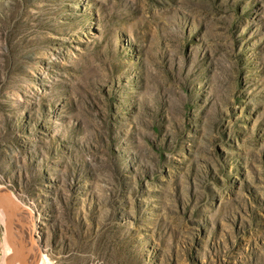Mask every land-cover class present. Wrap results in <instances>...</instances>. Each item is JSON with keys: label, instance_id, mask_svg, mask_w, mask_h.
Masks as SVG:
<instances>
[{"label": "rangeland", "instance_id": "obj_1", "mask_svg": "<svg viewBox=\"0 0 264 264\" xmlns=\"http://www.w3.org/2000/svg\"><path fill=\"white\" fill-rule=\"evenodd\" d=\"M0 186L51 264H264V0H0Z\"/></svg>", "mask_w": 264, "mask_h": 264}, {"label": "water", "instance_id": "obj_2", "mask_svg": "<svg viewBox=\"0 0 264 264\" xmlns=\"http://www.w3.org/2000/svg\"><path fill=\"white\" fill-rule=\"evenodd\" d=\"M0 211L5 215L7 229L6 251L2 264H39L43 252L34 232L37 223L36 212L6 187L4 190L0 189ZM14 217L22 219V228L14 224Z\"/></svg>", "mask_w": 264, "mask_h": 264}, {"label": "bare ground", "instance_id": "obj_3", "mask_svg": "<svg viewBox=\"0 0 264 264\" xmlns=\"http://www.w3.org/2000/svg\"><path fill=\"white\" fill-rule=\"evenodd\" d=\"M4 186L2 187V186H0V189H3L4 190ZM13 221H15L14 222V224L16 223V224H18L19 225V227L20 228H22L23 227V224H22V219L20 218V217H14L13 219H12ZM21 222V223H20ZM35 233H37V226H36V224H35V231H34ZM39 264H51L50 263V261L44 256V254H41V257H40V260H39Z\"/></svg>", "mask_w": 264, "mask_h": 264}]
</instances>
